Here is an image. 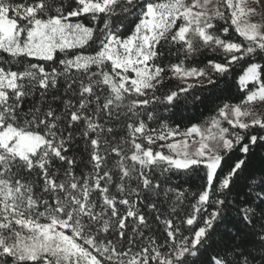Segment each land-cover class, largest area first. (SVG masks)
<instances>
[{"label": "snow or ice", "instance_id": "obj_1", "mask_svg": "<svg viewBox=\"0 0 264 264\" xmlns=\"http://www.w3.org/2000/svg\"><path fill=\"white\" fill-rule=\"evenodd\" d=\"M0 264H264V0H0Z\"/></svg>", "mask_w": 264, "mask_h": 264}, {"label": "trees", "instance_id": "obj_2", "mask_svg": "<svg viewBox=\"0 0 264 264\" xmlns=\"http://www.w3.org/2000/svg\"><path fill=\"white\" fill-rule=\"evenodd\" d=\"M242 70L237 68L233 72V77L230 78L229 83L232 85L231 89L229 91H225L223 95L225 97L234 96L236 93V87H235V79L238 77ZM221 87H224V85H221ZM205 95L207 93H204ZM213 100H215V97H213ZM220 103V101H215V103L210 100L205 105H200L198 108H188V109H181L179 112H177L174 116H172V120L170 123H172L173 126L176 124H179L181 129H184L187 126H190L191 123H201L203 120L208 119L210 115L214 114V109L216 107V104Z\"/></svg>", "mask_w": 264, "mask_h": 264}]
</instances>
